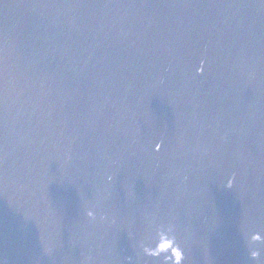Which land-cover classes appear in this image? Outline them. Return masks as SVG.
<instances>
[{
  "label": "water",
  "instance_id": "water-1",
  "mask_svg": "<svg viewBox=\"0 0 264 264\" xmlns=\"http://www.w3.org/2000/svg\"><path fill=\"white\" fill-rule=\"evenodd\" d=\"M0 264H264V0H0Z\"/></svg>",
  "mask_w": 264,
  "mask_h": 264
}]
</instances>
